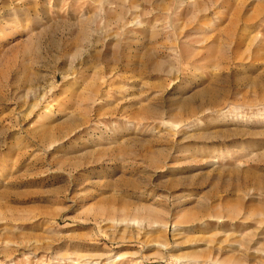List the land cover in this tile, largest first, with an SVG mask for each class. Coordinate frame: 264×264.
Here are the masks:
<instances>
[{
  "label": "rangeland",
  "instance_id": "rangeland-1",
  "mask_svg": "<svg viewBox=\"0 0 264 264\" xmlns=\"http://www.w3.org/2000/svg\"><path fill=\"white\" fill-rule=\"evenodd\" d=\"M195 258L264 264V0H0V264Z\"/></svg>",
  "mask_w": 264,
  "mask_h": 264
},
{
  "label": "bare ground",
  "instance_id": "bare-ground-1",
  "mask_svg": "<svg viewBox=\"0 0 264 264\" xmlns=\"http://www.w3.org/2000/svg\"><path fill=\"white\" fill-rule=\"evenodd\" d=\"M97 262V261H96ZM186 264H208L206 262H202L201 260L195 258L193 261L186 263Z\"/></svg>",
  "mask_w": 264,
  "mask_h": 264
}]
</instances>
